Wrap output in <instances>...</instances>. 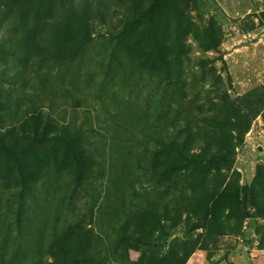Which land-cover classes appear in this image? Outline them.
Wrapping results in <instances>:
<instances>
[{
    "label": "rangeland",
    "instance_id": "obj_1",
    "mask_svg": "<svg viewBox=\"0 0 264 264\" xmlns=\"http://www.w3.org/2000/svg\"><path fill=\"white\" fill-rule=\"evenodd\" d=\"M0 130V264H264V0H0Z\"/></svg>",
    "mask_w": 264,
    "mask_h": 264
},
{
    "label": "trees",
    "instance_id": "obj_2",
    "mask_svg": "<svg viewBox=\"0 0 264 264\" xmlns=\"http://www.w3.org/2000/svg\"><path fill=\"white\" fill-rule=\"evenodd\" d=\"M25 42H27V40H24V42L21 40L16 45L15 58L17 60L27 62L28 61V55L25 51H28V49L25 48L27 45V44L25 45ZM32 47L34 48L33 44H32ZM35 48H38V47H36V45H35ZM161 59H163V58L161 57ZM170 75H171L170 68H167L165 77H169ZM13 133H14V130L12 133H11V131L3 132L2 130H0V152H1V154H3L2 157H4V158H5V156H8V157L13 159L14 155L16 156V154H17V152L11 150L10 147L8 146V144L6 143L7 138L12 140V138L14 136ZM10 137H12V138H10ZM26 137L28 140H26V144L24 146L26 147L25 153L28 154V159H29L28 164L26 166L28 169L25 168L24 171H22L21 173L22 174L25 173L29 176V178L24 177V179H23V187L27 188V190L29 191L30 189H32V185L30 183L32 182V180H34V178H36V175L40 172V169L38 167L34 166L33 162H35L37 150L41 145H47L50 142H56V141L58 142L59 141L60 143L65 144V146L68 147L69 149H71V150H75V149H74L72 141L70 139H68L67 137H62L61 134H58L57 132L50 131V130H48V128H44L43 130H39L38 127H34L26 135ZM76 151H78V150H76ZM18 152L20 153V151H18ZM78 155H79V153H78ZM17 202H18V205L20 208L15 212V214H16L15 222L17 224V227L20 228L22 226V222L27 220V215L25 213L26 212V210H25L26 209V203H25L26 199L22 195V192H20L18 194ZM68 255L69 254H64L63 257H68Z\"/></svg>",
    "mask_w": 264,
    "mask_h": 264
}]
</instances>
